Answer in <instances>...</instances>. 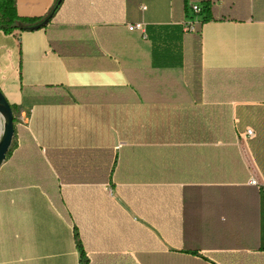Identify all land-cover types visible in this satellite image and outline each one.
Here are the masks:
<instances>
[{"label": "crops", "instance_id": "crops-1", "mask_svg": "<svg viewBox=\"0 0 264 264\" xmlns=\"http://www.w3.org/2000/svg\"><path fill=\"white\" fill-rule=\"evenodd\" d=\"M0 90V264H264V0H63Z\"/></svg>", "mask_w": 264, "mask_h": 264}, {"label": "trees", "instance_id": "trees-1", "mask_svg": "<svg viewBox=\"0 0 264 264\" xmlns=\"http://www.w3.org/2000/svg\"><path fill=\"white\" fill-rule=\"evenodd\" d=\"M63 2V1H62ZM62 4V3H61ZM61 4H58V0H55V3L51 10L42 17L30 18L24 17L18 14L16 0H0V29L4 32H11L13 30L29 31L32 30L31 27L39 25L37 29H41L45 26H40V24L50 17V20L61 7ZM208 7L205 5L203 7V12H207ZM202 12V13H203ZM208 14L205 15L204 19H208ZM49 20V21H50ZM198 26V25H197ZM198 28V27H197ZM33 29V30H37ZM18 131V127L15 126V132ZM170 258L177 260V257L170 255ZM181 258V257H180ZM185 264H208L205 261L195 260L192 257H184Z\"/></svg>", "mask_w": 264, "mask_h": 264}, {"label": "water", "instance_id": "water-1", "mask_svg": "<svg viewBox=\"0 0 264 264\" xmlns=\"http://www.w3.org/2000/svg\"><path fill=\"white\" fill-rule=\"evenodd\" d=\"M63 0H58V4H61ZM50 20L46 18L40 26H45ZM39 25L31 27V29H37ZM0 115L3 118L2 132L0 134V169L6 160V157L13 145V138L15 135V116L11 104L5 98L0 90Z\"/></svg>", "mask_w": 264, "mask_h": 264}, {"label": "built area", "instance_id": "built-area-1", "mask_svg": "<svg viewBox=\"0 0 264 264\" xmlns=\"http://www.w3.org/2000/svg\"><path fill=\"white\" fill-rule=\"evenodd\" d=\"M143 9H145L146 7L143 6ZM190 10L192 15L188 16L182 23L183 25V30L185 32H197V25L200 22V19L198 16H200L203 12V6L201 4L198 3H194L191 4L190 6ZM130 30H140L142 31L144 34H146V25L144 22H136V23H132L128 25ZM246 134L249 136H253L254 135V131L251 128H248L246 130ZM252 184H256V180H251Z\"/></svg>", "mask_w": 264, "mask_h": 264}, {"label": "rangeland", "instance_id": "rangeland-1", "mask_svg": "<svg viewBox=\"0 0 264 264\" xmlns=\"http://www.w3.org/2000/svg\"><path fill=\"white\" fill-rule=\"evenodd\" d=\"M0 119H1V121L3 122V118L1 117V115H0ZM16 119V118H15Z\"/></svg>", "mask_w": 264, "mask_h": 264}, {"label": "bare ground", "instance_id": "bare-ground-1", "mask_svg": "<svg viewBox=\"0 0 264 264\" xmlns=\"http://www.w3.org/2000/svg\"><path fill=\"white\" fill-rule=\"evenodd\" d=\"M2 126H3V123H2ZM0 128H1V122H0ZM1 132H2V130H1ZM1 134V133H0Z\"/></svg>", "mask_w": 264, "mask_h": 264}]
</instances>
